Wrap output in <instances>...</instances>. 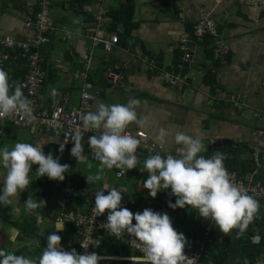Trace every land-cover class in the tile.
Segmentation results:
<instances>
[{"label": "crops", "instance_id": "1", "mask_svg": "<svg viewBox=\"0 0 264 264\" xmlns=\"http://www.w3.org/2000/svg\"><path fill=\"white\" fill-rule=\"evenodd\" d=\"M124 1L85 0L78 5L73 0H50L49 19L53 32L51 42L40 48L46 80L38 92V103L52 109L56 100L66 94L67 106L78 108L80 82L75 78V71L81 69L79 56L89 54L88 77L96 94L87 105L86 113L94 111L100 102L127 104L130 99H138L141 101L138 115L148 117L149 123L143 128L133 123L126 130L134 133L141 131L150 144L160 145L155 136L160 128L166 129L169 136L167 143L160 145L162 157L173 155L179 147L174 143L177 132L199 137L205 146L220 140H233L236 144L232 147L221 146L205 152H209L210 157L223 153L226 168L247 176L257 168L252 162L251 152L255 149L259 158L264 157V136L257 135L258 130L264 129V124L255 117L264 109V10L238 5L231 0H167L172 10L162 13L156 7L157 0H131L133 13L127 25L113 26L109 13L118 9ZM201 8L218 21L217 31L228 46V56L214 60L206 55L205 50L211 47L210 41L206 40V45L196 47L195 63L179 71L176 68L180 60L179 39L184 31L190 29ZM36 10L37 0H0V39L14 37L21 42L30 39L33 29L27 24ZM100 11L105 12L101 17L104 36L111 33L118 35L119 42L111 53H106L101 46L92 47L88 35L95 28L93 15ZM150 60L157 66L153 74L147 70ZM117 69L119 77L112 92L102 86L105 79L101 75L107 70ZM164 72L173 76L180 74L182 82L175 86L165 83L160 78ZM207 74L214 80L212 85L206 82ZM52 88L60 93L55 101L50 96ZM230 94L241 96L237 107L225 101ZM89 137L87 135L82 140L85 158L78 163L70 155L74 143H67L61 153V138L35 128L20 129L0 122V148L7 146L11 149L18 142L43 144L45 155L51 153L61 164L70 165L62 182L46 176L35 179L38 165L32 166L29 188L21 192L10 206L0 205V249L12 253L23 250L21 255H26V252L36 251V246L42 241L26 236L25 232L33 235L39 232L47 237L59 226L63 227V231L56 233L62 238L61 246L65 251H71L77 244L78 231L70 222L59 223L56 219L68 201L76 207V212L84 213L89 202L95 201V192L104 189L105 185V190L115 188L132 200L141 198L148 208L158 207L164 201L165 190L158 192L153 199L143 188L148 173L140 169L144 160L155 154V150L143 143L136 153L139 158L137 167L123 179H116L112 169L105 170L100 181L88 184L86 176L95 174L99 163L92 158ZM257 170L258 176L254 180L264 183L261 164ZM3 179L4 171L0 169V187H3ZM67 181L73 183L75 192L65 201L62 188ZM58 187L62 191L55 192V199L61 205L60 214L51 209V199L55 194L48 200L42 195L50 190L57 191ZM29 196L45 200L46 207L37 209L33 214L27 213L24 201ZM139 208L141 205L138 203L136 208L129 210L134 213ZM24 241L28 244L22 245ZM99 243L88 252L104 257L99 264H128L132 262L131 257H135L134 252L133 255L128 254L132 251L107 238H100Z\"/></svg>", "mask_w": 264, "mask_h": 264}, {"label": "clouds", "instance_id": "2", "mask_svg": "<svg viewBox=\"0 0 264 264\" xmlns=\"http://www.w3.org/2000/svg\"><path fill=\"white\" fill-rule=\"evenodd\" d=\"M59 95L56 88L50 90L53 101ZM140 104L141 101L135 98L127 104L100 102L94 111L83 115L82 128L75 129L69 138L60 143L59 152L63 153L69 140L74 142L70 155L79 163L85 158L82 144L84 133H95L89 137L88 146L92 158L99 163L96 173L86 176L88 184L100 181L105 170L116 169V175L123 177L137 167L139 158L136 153L142 141L126 129L133 123L141 128L149 123L148 117L138 115ZM15 116H19L26 125L31 124L34 120L32 101L24 95L19 84H10L8 73L0 69V121ZM168 136L169 132L160 128L155 140L164 145ZM174 143L179 146L177 156L169 154L162 157L155 153L144 160L140 170L148 173V178L143 182L148 195L154 199L158 192L171 189L176 200L174 204L169 203V207H191L223 234L228 235L233 230H237L238 235L243 234L256 218L259 203L246 189L232 182L224 166L226 156L216 153L205 158L200 155L207 151L201 139L184 132L175 133ZM33 165H38L35 179L46 176L61 182L70 169V165L61 164L51 153L45 155L43 144L18 142L11 149L7 146L0 148V169L4 171L0 205L10 206L21 192L29 188ZM106 188L105 185L104 189L95 192L92 211L95 217L107 211V222L101 227L111 236L123 239L126 233L132 237L126 242L143 253L142 256L131 257L133 264H192L193 259L184 253L187 239L174 229L168 214L150 208L133 213L121 206V191ZM46 203L43 199L29 196L24 201L25 211L36 213L37 209L46 207ZM59 231H63V227L58 226L47 236V246L38 258L0 249V264H99L104 259L95 252L78 254L74 248L65 251L61 246V236L56 234ZM82 247L86 249L83 244Z\"/></svg>", "mask_w": 264, "mask_h": 264}, {"label": "built area", "instance_id": "3", "mask_svg": "<svg viewBox=\"0 0 264 264\" xmlns=\"http://www.w3.org/2000/svg\"><path fill=\"white\" fill-rule=\"evenodd\" d=\"M238 5H245L264 10V0H231ZM50 0H37V10L30 18L28 27L33 29V36L27 41L21 42L14 37H6L0 39V69L5 70L9 76V82L12 85L19 84L22 87L24 95L32 101V110L34 120L31 124H25L19 116L12 118H6L0 122H7L12 126L20 129L35 128L46 134H51L63 141L69 138L71 134L77 128H82V117L86 114L87 105L94 100L96 92L93 90V85L89 81L88 70L90 67L89 54H81L79 59L81 61V69L75 71V78L80 82V104L78 108L68 107L67 95H61L55 102L52 109L43 107L38 103V92L43 87L46 80V71L44 68V60L40 54V48L51 42V36L53 28L50 26ZM105 15L104 11H100L93 15V21L95 28L88 34L91 40L92 47L101 46L106 53H111L116 44H118L117 33H111L104 36L101 30V17ZM218 21L211 15L210 12L204 9H198L196 20L193 21L189 30L184 31L178 42V51L180 53L179 64L176 66L177 70H185L195 63L196 47L200 44H205V41H210V49L212 51V57L214 60H221L228 56L229 50L226 42L219 37ZM131 45V42H128ZM20 64L25 68V73L22 78H15L13 76L14 67ZM147 70L150 74L157 71V66L150 60L147 64ZM118 75L113 76V81L118 80ZM181 75L175 76L164 72L160 75V78L167 84L175 86L182 82ZM241 96L239 94H230L225 97V101L232 106L237 107L240 103ZM255 117L264 124V109L255 114ZM129 134L136 136L138 139H142V143L146 147H151L155 150V153L161 154L162 146L150 144L146 140V135L141 131L126 130ZM93 132H85L83 139ZM257 135L259 137L264 136V129L258 130ZM68 143H74L69 140ZM177 149V148H176ZM174 150L173 155L177 156L178 153ZM252 162L255 167H259V155L254 149L251 152ZM254 168L247 176H241L236 171H228L231 176L232 182L242 189H246L249 195L264 204V183L255 181V177L258 176V170ZM129 170L128 172L132 171ZM114 176L116 179L121 180L123 177H118L114 169ZM127 172V173H128ZM126 173V174H127ZM75 189L71 182L67 181L63 188V198L68 200L74 193ZM121 202L122 207L128 209L136 208L137 202L123 195ZM175 196L171 193V189L165 190L164 201L155 208H150L161 214L167 213L169 203L173 202ZM95 201L88 209V211L82 212H67L62 213L56 219L57 222L63 223L65 221L70 222L72 226L78 231V241L73 247L78 254H84L86 251L100 245L99 240L94 237L95 232H100L110 240L127 248L132 252L139 253L142 256L143 253L130 247L129 241L132 237L126 233L123 239H117L114 236L108 234L105 229L101 227L102 224L107 222V211L102 216L95 217L92 211ZM144 209L139 208L134 210L136 212H142ZM203 225L201 235L198 238H187V246H185L184 253L193 259L192 264H204L201 261V255L205 252V244L210 242L211 225ZM85 245L86 249L82 247ZM243 264H264V257L256 260L254 263H250L246 260Z\"/></svg>", "mask_w": 264, "mask_h": 264}, {"label": "trees", "instance_id": "4", "mask_svg": "<svg viewBox=\"0 0 264 264\" xmlns=\"http://www.w3.org/2000/svg\"><path fill=\"white\" fill-rule=\"evenodd\" d=\"M73 1H75L78 5H82L85 2V0H73ZM156 7L158 11L162 13H165L170 9L172 10L167 0H157ZM132 13H133L132 1L125 0L123 3H121L118 9L110 11L109 16L113 22V26H115L116 24H122L126 26L127 25L126 23L132 17ZM206 44L207 42L205 41V45ZM205 52L206 55L212 56V51L210 48H207ZM24 73H25V68L20 64L14 67L13 76L15 78H19L23 76ZM205 79L209 85H212L214 83V80L209 76V74L206 75ZM200 155H203L205 158H210L209 152H202ZM226 169L227 171H232L230 167ZM56 190L57 191L50 190L48 193L44 192L42 193V195H44L46 200H48V198L54 195L55 192L62 191L61 187H58ZM175 200L176 197L174 201L171 203L174 204ZM135 201L137 202V204L139 203L141 205L142 209L148 208V206L144 203V201H142L141 198H137ZM93 202L94 201L89 202L88 204L89 207L87 208L86 211H88V209L91 207ZM258 203H259L258 214L254 219V221L248 226L247 230L243 234L238 235L237 230H233L228 235H225L222 232H220L219 229L216 228L214 224L211 225V231L209 235L210 242L205 244V252H203L201 255V261L204 264H217L221 259H224L223 264H243L244 260L250 263H254L256 260L264 257V204H261V202L259 201ZM70 211L76 212V207L73 206V204L70 201H68L62 213H67ZM166 214L169 215L174 229L178 233H183L186 239L200 237L201 235V233H199L200 226L207 225L210 223V221L204 220L202 217H200L198 211L192 209L191 207L173 209L168 205V210ZM134 223L135 220H133V224ZM94 237L97 240H100V238L102 237L107 238L105 235H103L100 232H95ZM39 246H41L44 249V247H46L47 245L44 244L43 242H40ZM22 251L23 250H18L15 254L21 255ZM128 264H133V261L129 262Z\"/></svg>", "mask_w": 264, "mask_h": 264}, {"label": "water", "instance_id": "5", "mask_svg": "<svg viewBox=\"0 0 264 264\" xmlns=\"http://www.w3.org/2000/svg\"><path fill=\"white\" fill-rule=\"evenodd\" d=\"M119 70H107L105 72L102 73L101 78L105 79L104 84H102V86L104 88H109L111 89V91L113 92L115 90V85L117 84V81H113V76L114 75H118ZM236 143L233 140H220L217 143H207L206 144V149L208 151H210L211 149L217 148V147H221V146H226V147H232L233 145H235ZM57 196V194L54 195V197L51 199V209L54 212H57L58 214L61 213V205L60 203L55 199ZM202 225L199 228V233H201L202 231ZM26 236L31 237V238H36L41 240L43 243L47 244V237L42 236L39 232L38 234H31V233H26ZM28 244L27 242H23L22 245H26ZM37 249L36 251L33 252H26V256H30V257H34V258H38L41 253L43 252V248L41 246H36ZM134 256H139V253L135 252ZM224 259H221L217 264H223Z\"/></svg>", "mask_w": 264, "mask_h": 264}, {"label": "rangeland", "instance_id": "6", "mask_svg": "<svg viewBox=\"0 0 264 264\" xmlns=\"http://www.w3.org/2000/svg\"><path fill=\"white\" fill-rule=\"evenodd\" d=\"M259 163L261 164V166H262V173H264V157L263 156H260V158H259ZM112 177V176H111ZM113 179V178H112ZM115 181V183H117V180H114ZM128 254H130V255H133V253L131 252H128Z\"/></svg>", "mask_w": 264, "mask_h": 264}]
</instances>
